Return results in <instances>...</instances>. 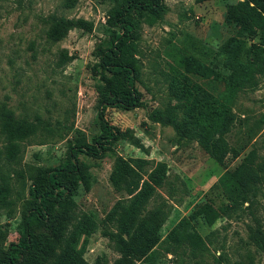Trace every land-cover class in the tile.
I'll return each instance as SVG.
<instances>
[{
  "label": "rangeland",
  "instance_id": "1",
  "mask_svg": "<svg viewBox=\"0 0 264 264\" xmlns=\"http://www.w3.org/2000/svg\"><path fill=\"white\" fill-rule=\"evenodd\" d=\"M236 1L163 0L164 9L157 16L135 15L134 57L141 104L132 109L108 107L105 118L121 130L130 129L147 151L120 138L102 157L84 158L91 165L90 186L86 189L80 184L74 195L72 224L83 213L98 219L97 229L88 237L85 247L88 264H116L124 257L116 240L104 235L100 222L122 197L110 182L114 153L127 160L147 159L149 165L145 171H150L158 161L167 164L164 183L137 213L133 227V230L138 228L159 208L165 215L158 231L159 242L143 256H129L130 261L124 264H236L246 260L249 252L253 264H264V250L250 241L251 231L258 224L264 233V186L252 207L253 214L245 203L231 217H220L211 226L200 219L193 221L207 246L197 256L198 263L166 250L164 239L183 216L210 198L215 205L219 204L221 198L215 185L224 167L196 142L179 139L173 127L149 118L153 108L168 102L166 80L173 56L190 49L193 43L212 46L222 43L229 35L223 24L224 11L227 4ZM123 2L78 0L68 9L61 0H0V150L6 144L3 111H11L16 118H25L34 125L32 133L21 142L16 162L8 164L3 151L0 154V168L9 175V199L13 200L10 208H0V242L4 248L18 239L16 227L31 183L29 171L33 167L58 165L78 136L91 142L100 133L96 88L98 46L107 39L108 28H114L108 24L111 12L121 9ZM52 14L84 18L93 23L92 30L72 28L63 39L49 41L44 29ZM62 49L72 58L57 66ZM234 111L236 124L229 136L231 145L243 147L242 152L255 148L264 158V126L253 137L248 132L249 128L255 129L254 120L264 113V77L257 88L238 95ZM238 162V158H228L226 166L233 168ZM106 228L117 232L116 223ZM83 239L84 236L79 238L78 246Z\"/></svg>",
  "mask_w": 264,
  "mask_h": 264
},
{
  "label": "trees",
  "instance_id": "2",
  "mask_svg": "<svg viewBox=\"0 0 264 264\" xmlns=\"http://www.w3.org/2000/svg\"><path fill=\"white\" fill-rule=\"evenodd\" d=\"M77 1L61 0V4L70 9ZM162 1L124 0L121 9L111 12L108 24L114 28H108L107 39L99 44L96 63L100 133L91 142L78 136L58 165L33 167L29 171L28 198L16 227L18 239L7 248L0 242V264H88L84 258L85 247L88 237L97 229L98 219L83 213L72 224L74 195L80 184L86 189L90 186L91 165L84 158L102 157L120 138L147 151L130 129L110 125L105 111L108 107L132 109L141 104L134 57L137 51L135 15L157 16L164 9ZM204 1L209 0H195ZM223 18L229 35L222 43L216 46L193 43L190 49L180 50L173 56L166 80L168 102L149 113L152 121L173 127L179 139L196 142L224 167L215 185L221 198L219 204L215 205L211 198L198 204L164 239L168 252L192 258L197 263V256L207 246L193 221L200 219L211 226L220 217H231L245 203L253 214L252 207L264 186V158L255 148L242 152L243 147L233 146L229 141L236 124L234 105L238 95L257 88L264 77V0L229 3ZM47 23L45 37L53 42L63 39L72 28L91 31L93 25L84 18L56 14L50 15ZM71 58L67 50L62 49L56 65L61 66ZM1 120L6 144L0 154L3 151L6 163H14L18 160L21 142L32 133L34 125L25 118H16L8 110L2 112ZM253 124L255 129L248 131L251 137L264 126V113ZM228 158H238L239 162L227 168ZM148 165L147 159L127 160L114 153L110 182L122 197L100 222L104 235L116 240L124 256L116 264L130 261L131 255H145L159 242L158 231L165 218L159 208L133 230L137 213L166 178L165 162L158 161L150 171H145ZM10 193L9 175L0 168V208H10L13 203ZM126 196L131 197L127 200ZM111 223H116L117 232L106 228ZM69 224L72 229L67 232ZM81 236L84 239L78 246ZM250 241L264 250L260 224L251 231ZM246 260L236 264H253L250 252Z\"/></svg>",
  "mask_w": 264,
  "mask_h": 264
}]
</instances>
